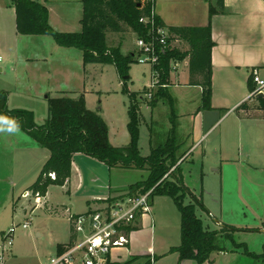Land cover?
I'll use <instances>...</instances> for the list:
<instances>
[{
	"label": "rangeland",
	"instance_id": "1",
	"mask_svg": "<svg viewBox=\"0 0 264 264\" xmlns=\"http://www.w3.org/2000/svg\"><path fill=\"white\" fill-rule=\"evenodd\" d=\"M8 3L10 0H0V7ZM79 8V3L70 6L74 18ZM11 14L9 10L4 16L0 15V42H8L13 34L12 25L15 21ZM138 37L129 28L124 33H111L107 40L108 45L113 47L123 45L124 54L135 58L138 54ZM20 42L21 49L30 46L33 53L46 50L52 51V56L48 60L36 59L31 63L20 57L13 64L0 58V64L3 65V71H0V92H7V105L10 109L30 111L35 122L42 124L49 115L50 97L63 95L62 92L73 97L84 93L90 109L100 111L109 125V138L116 146H126L131 143L130 109L134 101L130 93H133L138 106L137 149L140 156L148 157L158 147H163V150L176 147V162L168 173L180 177L187 186L184 203L195 204L196 215L209 230L220 231L222 225L226 224L236 228L228 234L220 233L216 236L215 244L220 250L212 253L209 260L180 261L178 252L171 251L172 247L181 243V214L178 206L168 195H153V228L145 224L134 234L137 242L133 252L135 259L125 256L124 262L148 264L150 255L145 254H152L156 259L155 264H264L262 112L242 114L240 109L236 111L233 108L232 112L225 114L230 104L219 98L217 103L224 105L223 109L217 111L219 123L201 146L193 149L190 155H185L192 142L189 135L194 127V119L189 111L199 107L202 101L197 89L174 87L172 68L165 83L159 82L150 88L153 83L152 69L149 64L140 63L136 59L130 65L128 74L121 79L113 64L84 63L83 52L78 48L74 47L70 51L53 50L57 43L51 35H26ZM186 43L179 41L174 42V45L188 50L189 45ZM179 72L184 80L186 67L182 65ZM261 76L264 77V73ZM164 88L169 90L171 97L158 94ZM149 89H152V98L145 96ZM256 106L251 105L253 109ZM171 140H175L179 146L171 145ZM218 141L221 142V149H217ZM209 143L215 148L207 149ZM167 164L170 166L172 162L167 161ZM148 167V164L144 168L113 167L107 177L108 184L128 193L126 189L129 185L148 178ZM38 173H31L33 177L27 184H18L17 206L14 209L11 205L0 216V247L6 243L2 231L13 224L18 225L13 244L5 245L4 264H50L51 258L57 254L56 243L70 241L71 213H84L88 210L86 201L75 195L76 187L72 189L73 195L68 185H51L48 192L43 194L45 202L39 206L34 204V195L22 197L24 190L36 181ZM104 200L98 204L101 205ZM72 203L74 207L70 208L69 204ZM46 206L53 212L47 210ZM26 220H30V225L24 229L21 225Z\"/></svg>",
	"mask_w": 264,
	"mask_h": 264
},
{
	"label": "trees",
	"instance_id": "2",
	"mask_svg": "<svg viewBox=\"0 0 264 264\" xmlns=\"http://www.w3.org/2000/svg\"><path fill=\"white\" fill-rule=\"evenodd\" d=\"M83 3L82 30L79 32H61L49 23V10L39 0H11L16 12V29L21 35H51L56 43L63 47H75L83 52L84 63L113 64L121 79L128 74L130 65L135 61L131 55L121 51V45H108V34L124 33L131 28L139 36H146L147 27L141 18L153 16L155 21L167 27L171 33L169 42L176 38L189 45L188 50L177 46L169 47L156 66L160 83H165L171 72V63L189 58V85H200L203 88L204 107H210L212 93L211 53L215 44L212 38L211 23L204 26H167L163 19L154 13L153 0H81ZM224 11V0H218L211 6L210 15ZM250 89L253 85L249 82ZM49 98V115L42 124H37L33 113L22 109H10L7 105L8 94L0 92V113L15 120L19 127L29 133L37 142L50 151V156L42 167L36 181L26 190L41 195L46 194L51 185L65 186L71 177L72 159L75 154L88 155L98 161L113 166L144 168L148 164L150 174L146 180L129 185L132 194L145 193L153 189V195L172 197L181 214V243L172 247L178 252L179 260L194 259L199 262L209 260L211 254L220 250L215 238L220 233L236 230L234 226L222 225L221 230H209L196 215L194 203L185 204L184 195L188 190L182 179L168 173L176 162V147L163 150V147L152 150L148 157H141L137 149L138 140V106L134 94L130 109L131 143L126 146H114L109 138V125L100 111L88 108L85 94L76 97L67 92ZM171 97L167 88L158 93ZM257 96H251L237 109H248V103ZM261 108L264 99L260 98ZM154 104V103H153ZM169 143V142H168ZM167 143V144H168ZM166 144V145H167ZM171 145L179 146L175 140ZM162 152V154L160 153ZM167 161L172 162L169 166ZM54 173L53 178L51 174ZM167 177L164 178V176ZM163 179V180H162ZM119 196V195H118ZM113 196L112 198L118 197ZM111 199V197H108ZM197 199V197H194ZM198 200V199H197ZM47 210L53 212L46 206ZM76 214L70 215L71 242L75 238L73 227ZM135 229V228H134ZM132 259H135L133 257ZM110 264H128V262H111Z\"/></svg>",
	"mask_w": 264,
	"mask_h": 264
},
{
	"label": "crops",
	"instance_id": "3",
	"mask_svg": "<svg viewBox=\"0 0 264 264\" xmlns=\"http://www.w3.org/2000/svg\"><path fill=\"white\" fill-rule=\"evenodd\" d=\"M39 1L48 7L49 23L53 28L63 32H79L82 30L81 20L84 9L81 0ZM153 1L154 13L160 16L167 26H204L209 23L212 26V38L215 44L211 53L212 93L210 107H204L203 88L200 85L188 84L189 58L187 57L184 61L173 64L172 77H175L174 87H177V89L178 87L195 88L197 93L201 95L200 100L202 101L199 107L189 111L190 116L194 119V127L189 135V139L191 138L192 142L191 144L189 143V148L185 153V155H188L193 149L204 143L208 138L207 135L219 123L217 111L223 109L224 105L217 103L218 99L222 98L224 103L230 104L228 105L230 107L226 108L225 114L232 112L233 108H236L235 110L237 111V107L251 97L252 90L255 87L252 72L257 70L260 75L264 73V0H224V11L214 14L212 17L210 8L211 6H216L218 0ZM75 3H79L80 8L74 18L70 6ZM9 10L12 11L13 22L15 21L14 25H12L13 34L8 42H0V58L6 59L11 64L19 61L20 57L25 62L29 61V63L36 59H50L52 51L41 50L39 53H33L30 46L21 49L20 41L26 35L17 33L16 12L11 0L8 5L0 7V15L4 16ZM179 41L185 42L181 39L174 42ZM55 45L57 46H53V50L57 51H60V49H68L66 51H70L69 49L74 48ZM122 49H125L123 45L121 51ZM122 53L124 54L123 51ZM182 65L186 67V78L184 80L181 79L179 72V68ZM0 71H3L2 64H0ZM261 77L264 79L263 76ZM249 82L253 85L252 90ZM257 97L258 99L254 97L248 103V109H240V113L262 112L264 116V108H261V104L256 106L259 103V97L264 99V95L261 94ZM253 104L256 106L255 109L251 107ZM87 106L90 108L88 104ZM243 119H246V117ZM11 121V119L0 113V128L11 127ZM110 141L116 146L111 139ZM213 148L215 146L211 147L210 143L209 145L207 144V149L211 150ZM219 148L221 149V142L218 141L217 149ZM49 156L50 151L21 127H18L15 132L0 131V216L11 205L15 209L19 202V199L16 198V187L20 183L27 184L33 177L31 173L40 172ZM113 167L88 155L75 154L72 159L70 181L65 186H70L69 192L72 193L73 187H76L75 195L80 197V200L86 201L89 210L90 206H96L99 201L125 192L123 189H114L111 183L108 184L107 177ZM69 207L73 208L74 203L69 204ZM73 214L71 213V215ZM75 214H81V212H76ZM152 222V215L139 219L135 229L131 230L129 245L127 248L115 250L112 262L124 263L123 257L125 256L132 259L137 244L134 234L140 231L145 224L152 226ZM5 231H2L3 235ZM68 243L58 241L56 243V253L63 251L64 246ZM145 255H150L148 260L152 257V254ZM259 255H256V257ZM141 256H144V254H141Z\"/></svg>",
	"mask_w": 264,
	"mask_h": 264
},
{
	"label": "built area",
	"instance_id": "4",
	"mask_svg": "<svg viewBox=\"0 0 264 264\" xmlns=\"http://www.w3.org/2000/svg\"><path fill=\"white\" fill-rule=\"evenodd\" d=\"M140 21L147 27L146 36H140L136 40L138 54L135 59L143 64H149L152 69L154 87L159 84V71L156 66L160 63L161 55L169 48L174 47V41L169 42L171 33L169 29L158 24L154 17H144ZM178 63L173 61V64ZM255 87L251 96L264 95V79L259 72H252ZM145 96L152 98V89L145 92ZM51 176L54 178L55 174ZM152 191L145 193H124L115 198H105V202L90 206L84 213L77 214L73 227L75 238L66 244L63 251L51 258L50 264H110L115 250L127 248L131 240V230L135 228L139 219L152 215ZM34 195L35 206L42 205L46 198L39 193L25 190L24 197ZM34 206V207H35ZM30 220L22 223L27 229ZM18 225H12L4 233L5 244L0 247V264H4L5 245H12L14 233ZM81 234V235H80ZM156 259L152 256L148 264H155Z\"/></svg>",
	"mask_w": 264,
	"mask_h": 264
},
{
	"label": "clouds",
	"instance_id": "5",
	"mask_svg": "<svg viewBox=\"0 0 264 264\" xmlns=\"http://www.w3.org/2000/svg\"><path fill=\"white\" fill-rule=\"evenodd\" d=\"M11 124H12L11 127H8V128H0V131H8V132H15V131H17L18 130V127H19L18 123L15 120H13V121H11Z\"/></svg>",
	"mask_w": 264,
	"mask_h": 264
},
{
	"label": "water",
	"instance_id": "6",
	"mask_svg": "<svg viewBox=\"0 0 264 264\" xmlns=\"http://www.w3.org/2000/svg\"><path fill=\"white\" fill-rule=\"evenodd\" d=\"M263 95V94H262Z\"/></svg>",
	"mask_w": 264,
	"mask_h": 264
}]
</instances>
